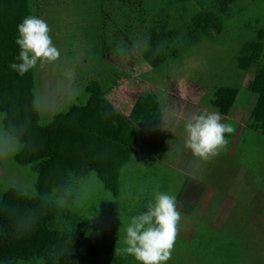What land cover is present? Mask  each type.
Segmentation results:
<instances>
[{
  "label": "trees",
  "instance_id": "obj_1",
  "mask_svg": "<svg viewBox=\"0 0 264 264\" xmlns=\"http://www.w3.org/2000/svg\"><path fill=\"white\" fill-rule=\"evenodd\" d=\"M256 1L252 0V3ZM193 4L199 5V11L191 21L185 20ZM42 7L48 12L49 7L52 12L57 10L55 13H70V17L77 14L76 17L85 20L86 26L91 29L98 26L97 34L84 35L88 50L83 49V52L88 58L78 57V63L83 67L106 63L112 68L106 75L109 83L103 80L104 73L89 72L91 76L83 81L81 102L57 111L46 123H41L36 100L37 67L22 76L9 68L10 63L20 62L17 59L19 46L15 43L17 25L28 15L39 18L40 13H44ZM248 7L247 0H0L1 127L21 144L13 160L29 166L36 175L32 194L10 187L0 195V264H124L122 261L126 260L138 264L131 256L120 254L124 259H119L117 254L124 246L109 241L98 225L88 222L76 209L73 211L69 205L60 206L58 203L64 199L71 202L76 196L74 183L91 174L96 177L101 189L117 196L120 185L122 187L121 167L136 161L133 154H137V141L158 127H164L165 135L174 136L173 140L184 141L185 137L178 138L172 133L176 131V121L183 124L191 118L184 115L187 106L183 109L180 105L174 106L173 111L179 114L175 116L177 120H170L168 126H160L167 100L162 97L161 91L156 93L159 89L146 91L141 88L131 94L128 88L131 98L127 111L116 107L111 94L117 87L124 88L133 74L143 85H153L157 81L156 76L165 74L173 65H182L184 59L191 55L193 45L212 38L215 33L222 34L223 20L243 17ZM247 26L250 27L249 24ZM251 29L253 37L241 39L232 60L237 62L233 71L236 70L241 77L253 64L257 68L260 64L264 65V21H257ZM92 38L101 43L98 58L90 52ZM135 53L147 69L136 68L137 63L131 65ZM74 59L69 61L74 63ZM120 59L124 60L122 65H127L124 69L116 64ZM148 74L152 77L147 78ZM217 83L207 89L202 87L203 90L211 88L208 92L212 96L205 104L204 98L209 93H203L199 103H192L196 110H200L192 114L218 112L223 118L236 111L233 106L242 83L222 88H217ZM257 87L262 90L256 95L249 127L264 137V76L253 81L251 90H258ZM223 122L229 124V120ZM177 128H182L181 133L185 135L184 125ZM231 134H225L226 139ZM183 145L180 144L182 152ZM187 158L185 156L182 163ZM184 166L191 167L189 163H184ZM180 177L182 173L176 174V179ZM188 177L191 178L185 179L182 184V195L180 191L175 196L185 208L181 215L191 216L189 212H192L193 205L187 202L183 191L196 175L188 173ZM260 189L264 190V180ZM261 216L264 217V211ZM203 219L196 221L199 223ZM238 219H232L231 224L234 225L221 232L206 233L211 228L207 229L205 225L198 229L199 224L195 225L193 221L188 229L186 226L183 229V216L178 225V232L180 229L182 232L177 234L173 251L177 250L178 244H182L178 251L188 252L185 245L194 241L197 235L201 236L202 243L208 241L209 248L201 256L204 262L194 264H264L261 229L256 225L251 230L246 225H240L242 219ZM85 222L88 227H84ZM196 242L199 244V241ZM249 244L253 247L249 248ZM214 246H219L221 250L210 255Z\"/></svg>",
  "mask_w": 264,
  "mask_h": 264
},
{
  "label": "rangeland",
  "instance_id": "obj_2",
  "mask_svg": "<svg viewBox=\"0 0 264 264\" xmlns=\"http://www.w3.org/2000/svg\"><path fill=\"white\" fill-rule=\"evenodd\" d=\"M247 1L249 7L243 17L237 20L233 18L231 21L223 20L222 25L224 24V29L222 34L215 33L212 38L203 39L193 45L191 55L184 59L182 65L177 67L173 65L165 74L161 73L159 76H156L157 81L153 85H143L142 81L133 74L131 79L124 84V88L121 86L117 87L115 93L111 94V99L114 101L116 107L127 111L131 98L128 94V88L132 91L130 92L131 94H135L136 89L141 88L146 91L159 89L156 93L161 91L163 93L162 97L167 100L164 109V120L160 126H168L170 120L175 122L177 120L175 116H179L176 111H173L174 106L180 105L181 109L187 106V111L184 114L187 117L195 115L192 112L200 110H196L195 108L197 107L193 104L199 103L200 96L203 93L206 94L208 91H211V88L203 90L202 87L207 89L209 85L216 84L217 80V88H222L224 85L235 86L237 83H242L241 76H238L236 70L233 71V69H236L235 66L237 64L236 61H232L235 58L234 54H237L238 44L241 39L253 37L254 32L251 27L257 21H264V0H257L256 3H252V0ZM191 7L185 15V20L191 21L193 19L192 16L196 15L199 11V5L193 4ZM41 10H44V13H40L39 18L47 22L51 30L49 35L52 38V42L59 49V58L55 62L38 64L36 69L38 84L36 100L41 123H46L52 119L57 111L64 110L71 104L81 102L80 98L82 97L84 88L83 81L86 80L87 76H91L89 72L96 74L104 73L103 80H107L109 83L110 79L106 75L109 74L112 68L107 67L106 63L94 66L88 64L85 67L78 63V57L84 56L85 60L88 58L86 52H83V49L85 51L88 50L84 35L88 33L92 35L97 34L98 31L96 30H99L98 26H96V29L95 27L91 29L89 26H86L85 20L76 17L77 14L70 17V13L64 11L61 12L62 14L55 13L57 10L52 12L49 7L48 10L51 13L43 7ZM248 24L250 27L247 26ZM91 41V55L98 58L97 52L99 51V47L101 48V43L93 38ZM73 58H76L73 60L74 63L69 61V59L72 60ZM123 61L121 59L117 60L116 64L119 65L118 67L124 69L127 65H122ZM130 63L133 66L137 63L136 68L147 69L139 61V56L136 53L131 58ZM166 75L168 76L166 77ZM149 76L152 77L151 74H148L146 77L148 78ZM208 93L207 97L204 98L205 104L209 97L212 96L211 92ZM250 97L251 92L246 86H240V93L235 106L248 108ZM199 107L204 108L203 105H199ZM246 115H249L247 111ZM1 121L2 115L0 114V195L10 187H18L24 190L26 194H32L36 175L29 166L20 165L13 160V155L19 151L21 144L17 139H14L2 130ZM184 124L185 122L178 124V121H176L175 130L177 132L174 131L172 134L178 138L185 137L181 133L182 128H177L179 125ZM230 125H232V122H230ZM163 128L158 127L146 135L147 137L145 136L143 139L137 141V154H133V158L136 161L130 162L131 166L128 164L121 167L120 181L122 187L120 185L117 196L105 189H101L96 177L91 174L74 183L73 189L76 191V196L71 202H66L64 199L63 202L59 201L58 204L60 206L69 205L73 211L76 209V212L85 216L84 219L88 222L98 225L109 241L117 243L118 246H124V229L129 218L141 213L142 210L146 211V203L152 199L153 194L157 191L177 195L181 191L185 179L191 178L188 177V173L194 172L199 177V182L195 183L203 185V189L206 186V191H210L211 194L193 205L195 214L192 213V217H186V221H183V229L185 226L188 229L191 226V221L195 225L199 224V227L197 226L198 229L204 228L206 219L199 221V223L196 219L202 218L201 215L204 212L212 211L217 194L222 192L232 194V190L238 191L240 188L244 192V197H235L236 201H242L236 214L242 219L241 225L249 227L247 223L248 214L246 213L248 211V201L255 195V189H260L264 179V137L260 138L257 142L255 135L246 128L239 133H242L248 141L244 143L241 139H237L234 145H238V149L235 153L232 151V155L228 154L234 145L232 143L233 139L231 141L227 139V150L225 148L219 155L210 160H202L193 156L191 151L185 148L184 145V151H180V144L184 143V141L179 142L178 139H175L177 140L176 142L170 143L175 141L173 140L174 136L165 135L163 131L165 129ZM244 144L247 147L241 146ZM225 150L226 152L224 153ZM183 155L189 158L182 163L184 160ZM177 162L181 163L178 167ZM184 163H189V166H192V168L184 166ZM178 173H182V177L176 179V174ZM184 193H188L187 188L185 192L183 191ZM176 204L178 210L182 212L184 209L182 204ZM227 204L228 201L225 202V206ZM220 215H222V212H220ZM183 216L181 215V217ZM254 223L258 225L257 227L261 229L259 232L264 236V220L258 217ZM84 227H88V223L85 222ZM249 228L253 230V228ZM181 232L182 229H180L178 234ZM216 232H221V230H207L206 233ZM222 233H219V235ZM235 236L241 239L239 234ZM196 240L199 241V244H197ZM201 240V236L198 237L196 235L194 241L191 240L189 244L185 245L188 249V252L185 253L178 251L182 246V244H178L177 250L175 252L172 251L171 259L166 263H201V256L209 248H207L208 241L202 243ZM248 247L252 248L253 245L249 244ZM220 250L219 246H214L211 249L210 255H214ZM117 255L119 259H124L119 252ZM122 262L124 264H135L132 260ZM215 264L218 263L215 262Z\"/></svg>",
  "mask_w": 264,
  "mask_h": 264
},
{
  "label": "clouds",
  "instance_id": "obj_3",
  "mask_svg": "<svg viewBox=\"0 0 264 264\" xmlns=\"http://www.w3.org/2000/svg\"><path fill=\"white\" fill-rule=\"evenodd\" d=\"M47 22L28 15L17 25L19 63L9 68L24 75L38 64L53 63L59 58V49L49 35ZM233 127L222 122L218 112H204L191 116L184 124V147L202 160H210L228 145L225 134ZM146 211L129 218L125 226L124 247L119 253L134 258L138 264H166L171 259L178 234L181 213L175 194L157 191L145 205Z\"/></svg>",
  "mask_w": 264,
  "mask_h": 264
},
{
  "label": "crops",
  "instance_id": "obj_4",
  "mask_svg": "<svg viewBox=\"0 0 264 264\" xmlns=\"http://www.w3.org/2000/svg\"><path fill=\"white\" fill-rule=\"evenodd\" d=\"M253 65H252V68L249 69L248 72L245 75H242V77H241L243 87L246 86V88L251 92V97L248 101L249 107L248 108L240 107V106L238 107V106H235V104H234L233 107L237 108L236 111H234V113H232L231 116H227V117L222 118V122L224 120H229V124H230V122H232L231 126L233 127L234 130L232 132L233 134L229 135L230 138H228V139H230L229 141H231L233 139L232 140L233 145L236 143L237 139H241V141L244 143H246L248 141L246 139V137L244 135H242V133H239V132L245 130L246 128L249 129V131H251L255 135L257 142L262 137V135L256 134V132H253L251 130V127H249V119H250V113H251L250 110L252 111V109L255 107L256 95L258 94V92H260V90H262L259 87H257L258 90H254V89L251 90V87H253V81L255 79H257V78L259 79V78L264 76V65L260 64L259 65L260 68H257V67H255V65L254 66ZM255 69H258L260 72L258 70H255ZM246 111L249 113L248 116L246 115ZM237 133H239V134L237 135ZM241 146L247 147V145H245V144L241 145ZM237 149H238V145H234L232 150L231 149L229 150L228 154L232 155V151H233V153H235L237 151ZM226 150H227V148H226ZM226 150L224 151V153L226 152ZM189 168H192V166ZM195 182H199V177H197V176L193 177L191 181H188V184H187L188 186L186 187L188 193L187 194L184 193V196L186 197V199H188L187 202L191 203L192 205L196 204L199 200H201L203 198L205 199V196H209L211 194L210 191H207L204 194L203 192L206 191V189H205L206 186L203 189V187H204L203 185L198 184V183L196 184ZM186 188H184V192H185ZM255 191H256L255 195L248 201V206H247L248 211H246V213L248 214V219H247V223L249 224L248 226L253 227V229L256 228V224L254 223V221L257 220L258 217L261 218L262 220H264V217L261 216V213L264 211V190L256 188ZM181 195H182V191H181ZM237 196L244 197V192L241 188L238 191L232 190V194H229V193L227 194L226 192H222V193L217 194L215 206L212 209V211H210V212L206 211V212H204L203 215H201V217H204L206 219L205 225L207 226V229L211 228V230L219 229V230L223 231L224 228L229 227L231 225H234V224H231L232 223L231 221H233L232 219H234L235 221L239 220L238 219L239 216L236 214V211H237V209H239V205L242 204V201L241 200L236 201L235 197H237ZM184 201L186 202L185 199H184ZM226 201H228V204L225 206ZM192 202H194V203H192ZM176 203H178V202L176 201ZM184 210H185V208L183 209L182 212L180 211V213H184ZM226 210H228V211L225 212ZM142 211H144V210H142ZM191 211L192 212H189V213H194L195 209H193ZM220 212H222V215H220ZM183 215H184L185 221H186V217H188V215H186V214H183ZM189 215L192 216V214H189ZM236 216H237V218H236ZM230 217H232V218H230ZM241 222L242 221H240V225H241ZM262 236H263V234H262Z\"/></svg>",
  "mask_w": 264,
  "mask_h": 264
}]
</instances>
